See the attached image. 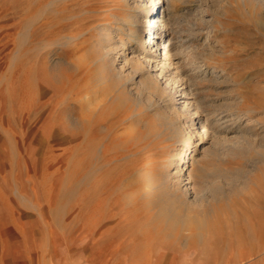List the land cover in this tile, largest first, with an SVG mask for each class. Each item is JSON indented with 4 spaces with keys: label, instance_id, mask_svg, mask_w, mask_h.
<instances>
[{
    "label": "rangeland",
    "instance_id": "obj_1",
    "mask_svg": "<svg viewBox=\"0 0 264 264\" xmlns=\"http://www.w3.org/2000/svg\"><path fill=\"white\" fill-rule=\"evenodd\" d=\"M141 1L0 0V264H222L264 244V0ZM152 10L174 46L164 77L152 62L136 73L124 62L144 49ZM82 68L90 86L107 79L80 120L72 80ZM178 101L191 103L188 113ZM105 112L132 115L158 168L180 146L165 139L168 120L188 132L208 119L207 132L197 124L191 135V167L202 175L158 181L153 199L163 205L138 198L132 208L115 176L126 159L108 160L111 138L94 123ZM172 205L206 226L169 224L162 208Z\"/></svg>",
    "mask_w": 264,
    "mask_h": 264
},
{
    "label": "bare ground",
    "instance_id": "obj_2",
    "mask_svg": "<svg viewBox=\"0 0 264 264\" xmlns=\"http://www.w3.org/2000/svg\"><path fill=\"white\" fill-rule=\"evenodd\" d=\"M160 1L161 0H143V3H144V5L149 3L148 4L149 7H151V6L155 7ZM140 2H142V1L140 0ZM148 5H147V7H148ZM28 6H29V8H32L35 6V4H34V6H32L31 2H30ZM144 15L146 18H149L148 20H145V22L149 21V23H150L149 24L150 27H149L146 35L145 36L143 35V38H141L143 31L140 30L138 32V36H140V38L142 40H144V42H143V48L144 49L138 50L139 55L134 57L135 59L132 62L129 61L130 60L129 57H128L129 60L127 58V60L126 61L124 60V62L126 64L127 63L133 64V68H131L133 72H135L137 70L140 71L141 69L144 68L145 64H149L150 62H152L153 63V65H152L153 70L157 71L158 77H162L163 74L167 71V69L170 68L172 65L171 51L174 49V46L170 44L171 41L166 39V33H164V32H165L167 26H166L165 20L162 18V16H159L158 11L152 10L151 12H146V14H144ZM137 27H138V25H137ZM120 29L121 28H119V27L116 28V30L118 32L121 31ZM133 30L134 29H131L132 33L135 32ZM126 33L128 35H131L130 29H127ZM99 37H98V39H99ZM104 37L108 38V34L104 35ZM104 37L102 38V40L101 39H99V40H101V42H103ZM97 43H99V42H97ZM99 48L100 49L98 51H100L102 49L101 47H99ZM103 50H106L105 47ZM121 50H122L121 52H123L124 48L121 47ZM107 51H109V50H107ZM157 51H158V56H156ZM100 52L101 53L99 55V59L97 60V62L99 63L100 66L108 67L107 65H105L107 60L104 58L110 52L109 53L108 52L104 53L103 51H100ZM124 59H126V58H124ZM84 68H82L80 71H78L77 74L75 75V79L72 80L74 82L75 93H77L79 95L78 98H80V101H81V104L77 105V106H80V109H81L80 120H83V118H85L87 116L84 112L86 108L90 107V109L92 108V110H93V107L97 104V101H95V103H93V100L91 99L92 96L94 95L92 93H95V91L101 90L102 84L104 82H106V79H107V78H104L103 74H101L100 78H97V80H96V86L97 87L95 88V86H93V84H91V86H90L89 85L90 83L88 82L89 76L87 74V70L84 72V70H83ZM108 70H109V72H108ZM175 71L173 74L176 73ZM106 72L109 73V74H107L108 77L111 74L112 75L114 74L112 72V69H110V68L109 69L107 68ZM167 73H168V71H167ZM117 76H118V78H120V74H118ZM177 77H178V74H177ZM179 77H180V75H179ZM175 78H176V76H175ZM84 81H86V83ZM69 82H70V79H69ZM165 84H166V86H165L166 88L170 86V83H165ZM65 86H67V85H65ZM153 86H154L153 84H150V86H148V87L152 88ZM65 88H67V87H65ZM85 90H86V92H85ZM178 102L182 105L181 107H182L183 111H185V113H188V111H189L188 110V108H189L188 104H191V103H185V102H181V101H178ZM93 112H95V111H93ZM105 113H103L102 115L100 114L97 119H94L95 120L94 123L96 125H99V126L105 124V131L104 132L102 131L103 132L102 135H103V137L107 136V137L111 138L109 140V142L107 143V146L105 147L106 151L104 150L106 153L105 155H107L109 157L108 160L114 161L115 162L114 166H115L116 162L118 160L126 159L125 162H123L120 165L121 170L119 168V170L116 172L115 176L117 177L116 180H119V182L121 181L120 183L124 184L123 189L125 188V191L123 190L124 191L123 195L125 197V203L131 205L132 208L136 209L138 207L137 206V204H138L137 199L138 198H140L142 200L141 204L143 205L144 208H147V209L150 208L151 204L156 205L158 207L163 205L160 201L157 202L156 200L153 199L154 195H153L152 191L157 189L156 184H158L157 183L158 181H160V184L170 187L171 182L175 177L179 179L178 181H180V182L186 181L185 183L189 184L195 178L202 175L201 174V175L197 176L198 169H193L191 167V164H192V161H191L192 156H191V151H190V146H191V142H192L191 135L194 133V131H193L194 125H197V124H199V128L202 127V130H201L202 134L201 133H199V134L203 135V132H207L206 127L209 128L210 125L212 124V122H210L208 119L198 118L197 121H195V122L193 121L192 123L190 121L188 132H183V130H181V128H179L177 125H175L177 123L176 120H174V121L168 120L166 128H165V131L168 134V136L165 139L166 140H174L173 143H179L180 146H179L178 150H176V151H171L170 149H168L164 154L165 155V159H164L165 162L161 166H159L160 168H158L157 167L158 163L154 162L153 151H152L153 148L151 147V145L148 144V141L144 142V141H140L138 138H136V135L134 133V128L132 127V124H131L132 118H133L132 115H130V113L123 115V114H119L118 112H114V113L109 112L106 114ZM120 113H121V111H120ZM96 115H98V114L96 113ZM111 115L112 116L115 115L117 117V121H114L111 123V125L107 126L106 122ZM176 116H177V114H176ZM188 116H189V114H188ZM117 122H118V124H116L115 128H114V129H117V131L115 132V130L112 129L113 127H111V126L112 125L114 126V124ZM214 126H218V125L214 124ZM194 129H196V128H194ZM215 129L219 130V127H216ZM173 143H171V145H174ZM169 146L170 145H168V147ZM127 158H131V159L127 160ZM175 160H176V162H175ZM193 161H195V160H193ZM150 163H154V164H153L152 168H150L148 171L144 172L145 177H143L142 176L143 172H141V170L145 165H148ZM128 166H131L130 172H129L127 178L123 180L122 179V177H123L122 173H123L124 169ZM173 168H175L174 172H172ZM146 169H147V166H146ZM156 173L158 174V177H157L158 179L156 178ZM111 177H109V178H111ZM111 180H113V179L111 178ZM188 188L192 189V186H188ZM99 203L101 204V202H99ZM162 209L166 212V217L168 218L167 221H170L169 224H172V225L173 224H176V225L181 224L183 226L182 227L183 230L187 231L188 228H191L192 226L198 227L199 229H202L203 227L206 226V222L204 221V219L200 218V216L202 214L200 216H198L199 218H194L195 215L193 217H191L189 214H185V213L177 210L173 205H172V207L171 206L167 207V209H165V208H162ZM162 214H163V212H162ZM125 216L129 217L127 215H125ZM195 217H197V216H195ZM125 218L123 217L122 219H125ZM162 218H164V217H162ZM162 218H161V220H162ZM167 221H165V223H168ZM145 229H148V227ZM194 229H196V228H194ZM140 230H141V228H140ZM143 232H144V230H143ZM194 232H195V230H194ZM195 233H193V234H195ZM198 235H200V234H198ZM135 236H136V234H135ZM142 236H144V235H142ZM145 237H147V234H146V236H144L142 238H145ZM133 238L136 240V237H133ZM261 238H262V236H261ZM145 253H143L142 256H145V258H147L146 256H149V255H148V253H146V254ZM148 259H149V257H148Z\"/></svg>",
    "mask_w": 264,
    "mask_h": 264
},
{
    "label": "crops",
    "instance_id": "obj_3",
    "mask_svg": "<svg viewBox=\"0 0 264 264\" xmlns=\"http://www.w3.org/2000/svg\"><path fill=\"white\" fill-rule=\"evenodd\" d=\"M264 244H260V248L248 246L247 251L238 250L236 254L229 256L222 264H238L246 259L245 264H264Z\"/></svg>",
    "mask_w": 264,
    "mask_h": 264
}]
</instances>
